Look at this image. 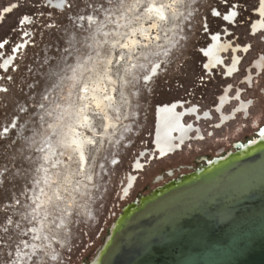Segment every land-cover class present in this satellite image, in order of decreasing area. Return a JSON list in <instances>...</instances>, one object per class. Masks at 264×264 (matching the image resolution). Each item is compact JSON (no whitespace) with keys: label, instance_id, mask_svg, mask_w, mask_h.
I'll return each instance as SVG.
<instances>
[{"label":"rangeland","instance_id":"374dc122","mask_svg":"<svg viewBox=\"0 0 264 264\" xmlns=\"http://www.w3.org/2000/svg\"><path fill=\"white\" fill-rule=\"evenodd\" d=\"M12 2L21 6L4 14ZM47 2L0 0V42L8 41L0 49L8 57H0V75L14 77L0 80L10 88L0 93V125L9 128L7 136L0 128V264H88L140 196L259 138L264 128L255 95L260 89L264 98V32H252L260 0H242L231 24L223 21L229 13L223 0H72L73 8L55 17L47 13L65 11V0ZM151 2L173 4L157 21L158 40L139 38L135 48H124L131 30L150 27ZM32 13L36 23L32 15L22 19ZM50 20L56 23L45 27ZM214 35L226 46L227 66L238 58L230 77L220 66L204 71L202 50ZM6 60L17 71L4 72ZM93 82L113 88L115 101L106 111L83 105L80 93ZM225 91L228 99L239 95L250 103L247 118L238 114L220 129L199 121L193 125H201L203 140L162 158L153 152L156 108L184 102L204 114ZM226 102L223 113L235 104ZM19 107L27 111L12 129ZM84 111L96 145L86 147L81 170L68 138ZM106 113L116 127L102 130ZM130 178L135 181L125 192Z\"/></svg>","mask_w":264,"mask_h":264},{"label":"water","instance_id":"95a60500","mask_svg":"<svg viewBox=\"0 0 264 264\" xmlns=\"http://www.w3.org/2000/svg\"><path fill=\"white\" fill-rule=\"evenodd\" d=\"M88 264H264V135L140 196Z\"/></svg>","mask_w":264,"mask_h":264},{"label":"flooded vegetation","instance_id":"af4514ba","mask_svg":"<svg viewBox=\"0 0 264 264\" xmlns=\"http://www.w3.org/2000/svg\"><path fill=\"white\" fill-rule=\"evenodd\" d=\"M263 10L264 4L259 3V7L254 12L256 18L253 20L254 23L252 25L253 34H258L264 29V23L260 20L261 18H264ZM236 14L237 12L235 10H230L228 14H225L226 18L223 21L227 24H231L229 21L233 22ZM220 38L219 35L212 36L211 45L202 50L204 57L207 59L204 71L210 74L213 69L220 66L223 67L226 76L230 77L236 70L238 58L235 57L229 66L224 63L222 53L226 50V46L221 44ZM229 88L231 89L232 87L230 86ZM237 90H235V92ZM223 94H225V97H222ZM223 94L216 100L215 107L211 108L210 111H207L204 114L198 113V108L196 106L186 108L184 102H173L156 108L154 111L155 130L152 138L153 152L161 158L163 155L167 156L166 154L168 153L173 154L174 152L179 151L187 143L203 140L204 135L201 125L196 127L193 125L199 121H204L205 123L213 122L214 124L212 127L220 129L225 124L236 120L238 114H241L244 118L248 117L249 108L251 106L250 103L245 102L243 99L241 100L239 95L237 98L234 97L228 99V91H225ZM233 95H235V93ZM225 98L227 99V102L229 101L228 103L234 101L235 104L226 113H223ZM211 111L214 112V116L210 114ZM189 116H192L194 120H191L188 125H185L183 121L185 117ZM134 181L135 178H133V182Z\"/></svg>","mask_w":264,"mask_h":264},{"label":"bare ground","instance_id":"6f19581e","mask_svg":"<svg viewBox=\"0 0 264 264\" xmlns=\"http://www.w3.org/2000/svg\"><path fill=\"white\" fill-rule=\"evenodd\" d=\"M171 1L174 2V0H170V2ZM53 3H54V1L52 2V5H53ZM166 3L168 4L167 6H158L155 3L151 2V5L148 6V9L146 10V14L153 18L152 22L150 23L151 24L150 27L149 28L147 27V29H145V26L143 24H141L140 27H138L137 29L131 30V33L133 34V36L130 39H128V41L124 44V48H128V49L135 48V46L139 43V38H143V39L145 38V41H147V42L148 41L150 42L152 39L158 40V36L156 35V33H154V31H157V21L165 20V11H167V8L173 7V4H170L168 2H166ZM56 4L61 5L62 2L57 1ZM56 4H54L53 6H55ZM229 23H231V21H229ZM158 25H160V23H158ZM137 31H139V32L136 33ZM137 34H139L140 37H137L136 36ZM150 34H155V35L152 38L150 36ZM9 62L10 61L2 62L3 63L2 67L7 68ZM154 66H156V65H154ZM80 94L82 96V100H84L83 105L86 106L87 110L92 109L95 111V110L105 109V111H106V108H108V107L111 108L112 102L115 101L113 99L114 98L113 88L112 87L108 88L105 84H102V83L101 84L94 83L89 88L83 87L82 93H80ZM81 112H83V110ZM78 113H80V112H78ZM79 116H81V117H80V120L77 121V125H76L77 127L73 129V126H72V129H73V131L71 132L72 134L70 133L71 135L70 134H69L70 136L68 135L70 138V139L68 138V140H70V141H69V144L67 141V144H68V147L71 150V152L74 153V157H75V159H77L81 170H83L85 163H86V149H87L86 147L89 146V148H90V146L96 145V139H95L96 130L91 125V120H90V118L86 112H85V114H82ZM110 127H116V125L114 123H112V120H111L109 114H107V113L103 114L102 130H109ZM85 132L89 133L90 135L86 136ZM263 135H264V128L261 129V131L259 132L260 137ZM240 147H241V145H240ZM169 154L170 153H168L166 155H169ZM164 156L165 155L161 156V158ZM151 159H153V157H151ZM139 167H141V165H139V163H135V169H139ZM129 180H130L129 184L126 187L125 192L131 186L132 181H133L132 178H130ZM128 211L129 210H126L125 213H127Z\"/></svg>","mask_w":264,"mask_h":264},{"label":"snow or ice","instance_id":"6c2138e0","mask_svg":"<svg viewBox=\"0 0 264 264\" xmlns=\"http://www.w3.org/2000/svg\"><path fill=\"white\" fill-rule=\"evenodd\" d=\"M241 2H242V0H223L224 7H225V9L227 11H230L232 9H238L240 4H241ZM260 3L264 4V0H260ZM65 5H66V10L65 11H63V12H52V11H49L47 13V16L55 17L58 14L66 15L67 14V10H71L73 8L72 0H65ZM20 6L21 5L18 2H12L10 4V7L7 8V9H3V11L5 13H7L8 11L14 10L16 8H19ZM48 6L49 5H48L47 0H44V3L41 4V7H48ZM211 14L215 15L216 17H222V13L217 8H212L211 9ZM28 15H32L33 16V23H36V20H35V15L36 14H34V13L25 14L24 16H22V19L27 18ZM39 15L44 16L45 13L41 12ZM224 18H226V17H224ZM55 23H56L55 20H50L44 26L47 27L48 24H55ZM203 27L204 28L208 27V16L207 15L204 17ZM23 35H27V33H23L22 32V36ZM7 43H8L7 40H5L3 42H0V49H3L5 44H7ZM246 46L250 47V45H246ZM18 49H19V46L13 48L12 49V53H16L18 51ZM0 57H4L5 59H8V57H5V54L3 52H0ZM9 68L11 69L12 72H15L19 68V65L16 64L15 66H13L12 64H10L7 68H4L3 71L4 72H8ZM0 80H7V81H10V82H14V77L11 76V75H8L7 77L0 75ZM9 91H10V88L7 86V84L0 85V93L7 94ZM246 91H251V90L246 88ZM255 95H256V98L258 100V111H259L261 117L264 118V98H261L260 89H256L255 90ZM25 111H27L26 108L21 109V107H19V111H18L17 115L14 117V119L16 120V123L9 122L11 124V128L12 129H15L18 126L19 117ZM0 128H3V132H4L5 136H7L8 132H9L8 126L0 125ZM2 139H3V137H0V140H2Z\"/></svg>","mask_w":264,"mask_h":264},{"label":"crops","instance_id":"0c3cea01","mask_svg":"<svg viewBox=\"0 0 264 264\" xmlns=\"http://www.w3.org/2000/svg\"><path fill=\"white\" fill-rule=\"evenodd\" d=\"M260 17H261V15H260ZM260 20H262V18H261ZM263 32H264V29H262L260 33H263ZM254 35H255V34H254ZM256 62H257V61H255V63H256ZM259 64H260L261 67L264 66V62H259ZM253 66H254V65H253ZM254 70L257 72V70H256L255 67H254ZM256 72H255V73H256Z\"/></svg>","mask_w":264,"mask_h":264}]
</instances>
